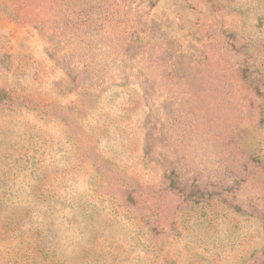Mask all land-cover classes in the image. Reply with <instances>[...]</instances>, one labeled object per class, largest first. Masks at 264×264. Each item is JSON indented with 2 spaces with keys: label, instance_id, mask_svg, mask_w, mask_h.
<instances>
[{
  "label": "rangeland",
  "instance_id": "1",
  "mask_svg": "<svg viewBox=\"0 0 264 264\" xmlns=\"http://www.w3.org/2000/svg\"><path fill=\"white\" fill-rule=\"evenodd\" d=\"M0 264H264V0H0Z\"/></svg>",
  "mask_w": 264,
  "mask_h": 264
}]
</instances>
